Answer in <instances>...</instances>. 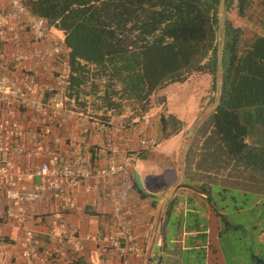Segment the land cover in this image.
Wrapping results in <instances>:
<instances>
[{"label": "trees", "instance_id": "obj_1", "mask_svg": "<svg viewBox=\"0 0 264 264\" xmlns=\"http://www.w3.org/2000/svg\"><path fill=\"white\" fill-rule=\"evenodd\" d=\"M22 1L62 33L68 48V108L103 121L129 122L148 114L151 96L165 83L192 70L212 76L219 71L218 101L202 143L221 144L224 155L218 154L220 164L201 144L196 163L219 168L232 158L264 169V0ZM221 9L234 10L261 32L246 33L220 19ZM157 124L168 137L176 120L159 113ZM248 136L260 137L254 144L246 142Z\"/></svg>", "mask_w": 264, "mask_h": 264}, {"label": "built area", "instance_id": "obj_2", "mask_svg": "<svg viewBox=\"0 0 264 264\" xmlns=\"http://www.w3.org/2000/svg\"><path fill=\"white\" fill-rule=\"evenodd\" d=\"M26 30L29 45L19 40V32ZM48 26L43 17L33 14L22 0H0V222L21 230L16 241L17 257L21 264H49L55 256L54 248L43 246L36 232L26 225L31 205L48 194L56 201L58 220L48 231L49 240L68 243L70 253L76 255L84 241L95 246L96 260L105 249L114 253L119 264H128L135 247L132 245L131 225L134 211L128 204L134 159L154 148L159 140L157 116L144 114L128 123L111 124L78 116L64 106V89L68 77V54L58 43L49 47H32L46 38ZM47 59L56 61L51 68ZM33 64L49 77L45 90L49 98L34 100L30 94L36 89ZM51 79V81H50ZM37 117V123L25 129L20 117ZM78 120V131L84 125L105 135L102 148L105 164L83 159L75 148V141L63 137L62 152L52 148L45 154L43 147L52 135L56 122ZM54 143L60 142L58 137ZM61 153V154H60ZM35 178L39 182H33ZM87 179L96 180L104 199L110 206L114 232H69L64 216L75 209V189ZM0 264H17L0 259Z\"/></svg>", "mask_w": 264, "mask_h": 264}, {"label": "rangeland", "instance_id": "obj_3", "mask_svg": "<svg viewBox=\"0 0 264 264\" xmlns=\"http://www.w3.org/2000/svg\"><path fill=\"white\" fill-rule=\"evenodd\" d=\"M220 13V19L228 18L246 29V33L261 32L252 21L238 16L234 10L221 9ZM220 81L219 71L212 76L198 69L190 71L182 80L170 81L156 90L151 96L148 114L154 117L159 113L171 115L176 124L169 129L175 131L166 137L161 135L158 126L157 145L135 157L132 173L136 184L156 200L164 194L172 195L175 190L166 222L168 227L194 220L204 224L209 222V264H249L253 254L258 255V260H264V169L246 167L232 158L219 168H215L213 162L210 165L202 162L204 165L201 166L194 156L199 153L202 156L200 145L205 144L204 152L209 149L221 164L218 154L224 155L223 146L202 143L210 132ZM251 137L248 136L246 142L257 144L260 136ZM146 181L156 188H148ZM200 186L203 189L200 190ZM207 203L212 211L209 220L202 213L185 212L186 208L201 209ZM217 226H220L219 236H216ZM202 254L198 251L196 256Z\"/></svg>", "mask_w": 264, "mask_h": 264}, {"label": "crops", "instance_id": "obj_4", "mask_svg": "<svg viewBox=\"0 0 264 264\" xmlns=\"http://www.w3.org/2000/svg\"><path fill=\"white\" fill-rule=\"evenodd\" d=\"M18 36L23 45H29L26 30H21ZM54 43H58L68 54V48L62 41V33L51 27H48L46 38L43 41L39 43L33 42L30 45L43 48L49 47ZM1 48L3 47L0 46ZM46 63L53 68L56 61L47 59ZM28 67L32 68L37 74L35 80L36 89L30 94V97L34 100H47L49 92L45 90V85L49 77H45L33 64H29ZM63 102L65 108L73 110L68 108L69 104L66 99ZM74 112L76 117L87 116L85 113ZM87 117L91 120L103 121L98 117ZM20 119L25 129L37 123V117L22 115ZM106 121L111 124H118L117 122L124 120L122 117H111ZM78 127L77 119L68 123H62L58 120L52 135L48 137V141L43 147V153L45 154L52 148L62 152L64 147L61 141L63 137H67L75 141V148L84 160L90 159L99 164H105L107 155L102 148L105 135L102 132L92 130L87 125H84L82 131L79 132ZM54 137H58L60 142L54 143ZM33 182H39V179L35 178ZM133 183L136 182L132 173L128 204L134 211L130 231L132 245L135 247L136 252L130 256L128 264H209L207 255V251L211 247L209 243V222L207 221L204 224L194 220L193 223H176L168 227L166 222L170 217L175 190L172 191V195L164 194L161 195L159 200H156L148 196L136 184L143 193V195H140ZM146 183L148 188H156L150 182L146 181ZM183 185L190 187L187 184ZM200 194L204 198L207 197L201 192ZM74 203L75 209L64 216V222L69 232L77 233L79 236L85 233L112 234L114 232L109 214L110 206L104 199L101 187L96 180L87 179L75 189ZM208 204L201 209L196 207L186 208L185 212L202 213L209 220V215L212 211ZM55 207L56 201L53 198L48 194L42 196L31 205L28 211L29 218L26 223L28 227H31L36 232L43 246L54 248L56 253L49 264H119L117 257L108 249L104 250L101 254V259L97 261L94 252L95 246L90 241H84L82 249L76 255H72L65 240L60 243H53L49 240L48 231L54 227L58 220V214L54 210ZM1 208L0 204V215ZM174 230L175 232H173ZM216 230V236H219L220 226H217ZM20 236V229L12 224L0 222V259L21 264L17 257L16 248V241ZM198 251L203 253L201 257L196 256ZM263 261H258V255L253 254L250 257L249 264H264L261 263Z\"/></svg>", "mask_w": 264, "mask_h": 264}, {"label": "water", "instance_id": "obj_5", "mask_svg": "<svg viewBox=\"0 0 264 264\" xmlns=\"http://www.w3.org/2000/svg\"><path fill=\"white\" fill-rule=\"evenodd\" d=\"M258 261H260V260H258Z\"/></svg>", "mask_w": 264, "mask_h": 264}]
</instances>
